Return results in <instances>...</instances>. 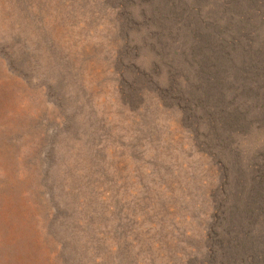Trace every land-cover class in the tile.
I'll use <instances>...</instances> for the list:
<instances>
[{
  "label": "rangeland",
  "instance_id": "rangeland-1",
  "mask_svg": "<svg viewBox=\"0 0 264 264\" xmlns=\"http://www.w3.org/2000/svg\"><path fill=\"white\" fill-rule=\"evenodd\" d=\"M0 264H264V0H0Z\"/></svg>",
  "mask_w": 264,
  "mask_h": 264
}]
</instances>
